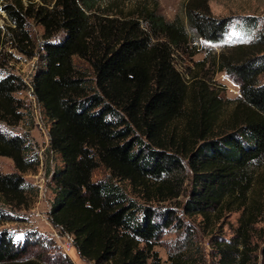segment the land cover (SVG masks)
<instances>
[{
	"label": "trees",
	"instance_id": "1",
	"mask_svg": "<svg viewBox=\"0 0 264 264\" xmlns=\"http://www.w3.org/2000/svg\"><path fill=\"white\" fill-rule=\"evenodd\" d=\"M3 9L20 43L29 41L27 19L43 28V65L30 86L50 120L49 148L62 160L49 220L72 236L78 255L93 264H156L154 246L173 222L160 204L179 197L190 180L186 214L209 220L241 212L236 237L219 244L220 263L247 264V233L264 215V33L234 46L235 59H215L240 84L222 116L219 94L174 63L191 40H223L228 22L211 17L207 6L199 11L186 0L184 16L173 20L156 8L100 13L99 0H13ZM246 25L251 32L255 23ZM22 85L14 75L0 77L2 120ZM27 152L21 136L0 129V155L16 169L0 172L3 205L28 206ZM99 166L107 175L93 180ZM8 220L0 208V222ZM27 247L0 232V264ZM260 256L264 264V239Z\"/></svg>",
	"mask_w": 264,
	"mask_h": 264
},
{
	"label": "rangeland",
	"instance_id": "2",
	"mask_svg": "<svg viewBox=\"0 0 264 264\" xmlns=\"http://www.w3.org/2000/svg\"><path fill=\"white\" fill-rule=\"evenodd\" d=\"M12 1L0 0V77L14 75L23 85L12 93V113L2 112L4 117L3 120L0 117V129L6 134L18 135L25 140L30 169L22 174L28 185V206H9L0 202V208L9 217L8 221L0 222V232L7 231L19 244L26 241L28 247L25 254L2 264H93L78 255L72 245V236L54 227L49 220L54 197L52 177L62 167V160L57 152L49 148L50 120L32 95L30 86L32 76L43 65V28L32 19H27L25 29L29 41L20 43L17 30L6 29L7 20L3 6ZM21 1L26 6L28 3L40 4L43 0ZM185 1L99 0V12L119 15L141 8H156L167 20H173L176 16H184ZM193 3L197 10L202 11L207 6L211 17L225 19L228 22L227 31L223 40L217 43L202 39L191 40L188 46L176 53L174 63L181 71L197 75L198 79H202L209 88L218 93L224 103L222 116H227L233 107L231 101L240 96V84L225 71H219L214 61L219 55L235 59L239 54L233 52L234 46L250 43L259 32L264 33V0H193ZM253 22L255 26L250 32L247 29L250 26L246 23ZM18 45L23 46L24 50ZM263 80L264 76L261 77V81ZM15 171L12 159L0 155V172ZM106 175V169L99 166L94 170L92 179L101 180ZM189 189L190 180H187L179 197L160 204L172 212L173 222L163 231L154 246L156 264H221L219 244L236 237L241 212L232 210L218 214L219 216L213 214L209 220L198 214H186L182 206L188 198ZM127 190L131 194L130 189ZM131 196L142 202L134 194ZM258 200L263 205L264 212V193L263 196L258 195ZM263 239L264 215L247 233V264H261L260 247ZM170 255L173 259H170ZM148 264H152L151 261Z\"/></svg>",
	"mask_w": 264,
	"mask_h": 264
},
{
	"label": "snow or ice",
	"instance_id": "3",
	"mask_svg": "<svg viewBox=\"0 0 264 264\" xmlns=\"http://www.w3.org/2000/svg\"><path fill=\"white\" fill-rule=\"evenodd\" d=\"M18 239H19V237H18Z\"/></svg>",
	"mask_w": 264,
	"mask_h": 264
}]
</instances>
